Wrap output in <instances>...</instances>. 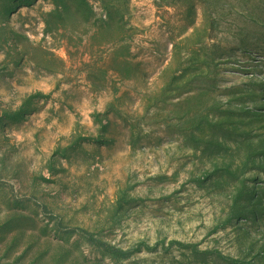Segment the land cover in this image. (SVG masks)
<instances>
[{
    "label": "rangeland",
    "instance_id": "rangeland-1",
    "mask_svg": "<svg viewBox=\"0 0 264 264\" xmlns=\"http://www.w3.org/2000/svg\"><path fill=\"white\" fill-rule=\"evenodd\" d=\"M0 264H264V0H0Z\"/></svg>",
    "mask_w": 264,
    "mask_h": 264
},
{
    "label": "trees",
    "instance_id": "trees-1",
    "mask_svg": "<svg viewBox=\"0 0 264 264\" xmlns=\"http://www.w3.org/2000/svg\"><path fill=\"white\" fill-rule=\"evenodd\" d=\"M89 237V236H88ZM91 243H93L94 245H96V246H98L99 248H101V249H103V251H105V252H107V253H109V254H111V255H114V256H116L117 258H123V259H125V258H127V257H129V255L131 254V251H127V252H123V251H119V250H116V249H114V248H112V247H110V246H107V245H105V244H101V243H99V242H97V241H95V240H93V239H88Z\"/></svg>",
    "mask_w": 264,
    "mask_h": 264
}]
</instances>
